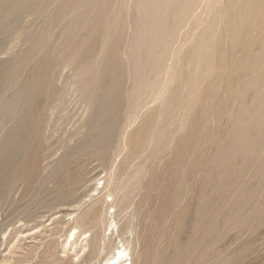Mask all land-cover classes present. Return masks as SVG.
I'll use <instances>...</instances> for the list:
<instances>
[{
    "label": "rangeland",
    "instance_id": "obj_1",
    "mask_svg": "<svg viewBox=\"0 0 264 264\" xmlns=\"http://www.w3.org/2000/svg\"><path fill=\"white\" fill-rule=\"evenodd\" d=\"M123 245L264 264V0H0V264Z\"/></svg>",
    "mask_w": 264,
    "mask_h": 264
},
{
    "label": "bare ground",
    "instance_id": "obj_2",
    "mask_svg": "<svg viewBox=\"0 0 264 264\" xmlns=\"http://www.w3.org/2000/svg\"><path fill=\"white\" fill-rule=\"evenodd\" d=\"M159 3H160V1H159ZM94 9V8H93ZM208 41V40H207ZM243 146V145H242ZM77 235V234H76ZM76 238H78V237H75L74 236V234H73V238H72V242H71V244L72 243H74L75 241H76ZM68 240V239H67ZM77 242V241H76ZM70 244V245H71ZM76 244V243H75ZM73 245V244H72ZM108 246V245H107ZM124 246V245H123ZM71 247H73V246H71ZM83 247V246H82ZM125 247V246H124ZM72 251V250H71ZM126 251H127V248L125 247V248H122V249H118L117 248V251H116V253L114 254L113 253V255L109 258V259H107V260H105L102 264H131V258H129L128 256H130V255H128L127 253H126ZM81 252H82V249H81ZM75 254H76V252H75Z\"/></svg>",
    "mask_w": 264,
    "mask_h": 264
}]
</instances>
